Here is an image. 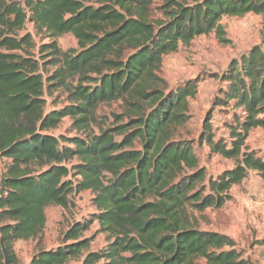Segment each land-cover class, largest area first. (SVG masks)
I'll list each match as a JSON object with an SVG mask.
<instances>
[{
    "label": "trees",
    "instance_id": "trees-1",
    "mask_svg": "<svg viewBox=\"0 0 264 264\" xmlns=\"http://www.w3.org/2000/svg\"><path fill=\"white\" fill-rule=\"evenodd\" d=\"M154 1L0 0V157L11 159L0 196V264L3 246L18 264L15 244L42 236L46 209L67 208L70 195L84 190L112 241L90 250L83 234L92 221L76 222L28 264H250L234 238L199 229L191 214L221 208L251 170L264 177V150L246 146L251 131L264 128V36L219 76L225 86L199 142L235 166L216 178L180 134L201 76L167 91L160 71L167 54L200 35L215 32L229 43L221 20L264 15V0H158L159 17ZM29 21L52 38L72 33L79 51H63L55 40L37 57L33 34H21ZM60 89L71 102L47 111L46 95ZM119 100L123 112L110 125L98 123V108ZM217 107L233 110L228 138H216ZM66 117L77 136L51 133Z\"/></svg>",
    "mask_w": 264,
    "mask_h": 264
},
{
    "label": "rangeland",
    "instance_id": "rangeland-1",
    "mask_svg": "<svg viewBox=\"0 0 264 264\" xmlns=\"http://www.w3.org/2000/svg\"><path fill=\"white\" fill-rule=\"evenodd\" d=\"M159 2L155 0L153 3L155 8L152 13L155 17L161 16V12L156 7L160 4ZM221 24L226 32V38L230 40L229 43L220 41L215 32L200 35L190 44L181 43L176 51L167 54L160 71V77L163 79L160 85L166 87L167 91L201 76L198 93L190 99L191 119L181 128L180 134L183 139L192 142L199 158V166L206 168L208 178H216L223 171L235 166L233 159L214 154L207 145L199 142L213 100L219 89L225 86L219 76L227 71L233 59L246 55L253 46L262 42L264 15L247 13L239 17L225 16ZM26 32H31L34 36V51L37 57L40 56V49L43 45L55 40L63 51H79L78 41L72 33L52 38L45 31H37L34 23L30 21L27 22L21 34ZM48 69L47 75H50L54 71V66H48ZM71 82L73 85L77 84L78 78H69L68 83ZM46 98L47 111L61 108L71 102L68 92L63 89L53 95L47 94ZM123 110L122 100L104 103L97 110V122L110 125L115 119L114 114H120ZM232 112L233 110L227 107H217L213 111L212 123L216 138L221 136L228 138L224 125L232 118ZM72 124L71 118L66 117L51 133L68 138L77 136L79 133ZM96 124L92 128L98 132ZM246 146L250 150L263 154L264 128L252 130L246 140ZM10 162V158L0 157V188L5 167ZM69 179L77 181L73 175ZM230 196L231 198L219 209L208 208L203 212H193L191 220L201 230L216 231L234 238L236 248L243 252L244 257L250 260V264H264V177L256 170H251L240 185L232 187ZM70 201L67 208L51 205L46 209L47 225L42 236L38 239L18 241L15 244L18 264H28L40 249L56 248L62 242L64 233L76 222L92 221L88 230L83 234L84 237L91 238L90 250L105 249L112 241L110 235L102 231L96 220L98 209L91 191L72 193Z\"/></svg>",
    "mask_w": 264,
    "mask_h": 264
},
{
    "label": "water",
    "instance_id": "water-1",
    "mask_svg": "<svg viewBox=\"0 0 264 264\" xmlns=\"http://www.w3.org/2000/svg\"><path fill=\"white\" fill-rule=\"evenodd\" d=\"M5 193H6V179H5V175L3 174L1 178L0 196H4ZM3 253L5 257V264H12L10 255L4 246H3Z\"/></svg>",
    "mask_w": 264,
    "mask_h": 264
}]
</instances>
